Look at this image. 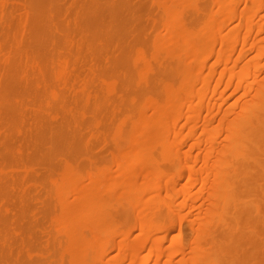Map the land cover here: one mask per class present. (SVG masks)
<instances>
[{
	"label": "rangeland",
	"instance_id": "374dc122",
	"mask_svg": "<svg viewBox=\"0 0 264 264\" xmlns=\"http://www.w3.org/2000/svg\"><path fill=\"white\" fill-rule=\"evenodd\" d=\"M242 1L238 2V10L253 8L252 16L249 15L250 30L245 31L240 21L238 26L241 35H246V44L241 53L237 52L240 42L234 45L233 51L240 57L238 63L231 60L237 57L233 51V58L227 62L228 68L235 65L230 85L224 87L230 75L227 68L222 70L224 75L222 81L217 82V89L211 92L223 67L220 64L214 65L217 67L214 70L219 71L213 73L212 79L207 76L212 85L203 92L200 118L194 126L195 140H184L182 135L186 129L183 127L177 159L174 155L167 158L161 155V158L159 150L154 151L157 165L164 173L146 179L145 191L152 179L158 190L142 193L143 203L137 211L133 204L120 197L111 194L112 197L106 198L104 208L116 217L118 226L129 231V240L145 242L134 240L138 233V211L141 216L153 212V216L165 221L163 230L167 227L168 231L160 233L164 254L157 264L167 260L170 264H190L192 259H197H190L192 256L199 257L198 264H264V89H254L264 81V0H244L249 8ZM214 8L213 0H186L182 10L184 18L187 12L190 21L197 23L200 20L195 22L194 19L202 18L200 10ZM162 17V0H0V264H69V253L64 250V238L59 235L61 231L57 230L59 225L54 219L64 200L63 191L60 193L57 188L64 162L81 163L84 171L92 168L90 172L86 170L88 174L83 173V184L90 182L89 179H103L104 183L108 174L123 179L128 166L139 164V159L134 160L132 156L125 160L116 157L119 142L114 128L119 111L129 104V99L128 103L120 104V100H126L125 94L135 91L136 103L141 102L142 108L150 112L151 107L143 104L144 98L140 95L144 92L145 79L150 80L156 73L157 61L149 56L154 53V42L161 39L164 32ZM189 17H186L188 21ZM137 45L150 54V65H154L153 71L145 74L147 78L142 77L143 82H138L133 69L142 63L133 49ZM58 52L65 58L63 61L59 60ZM55 54L59 58L54 57ZM159 55L161 60L166 58ZM208 59L209 65L213 60ZM242 66L246 69L242 70ZM123 73L131 74L126 76L129 80L124 79ZM207 74L210 76L204 70L203 75ZM108 75L114 82L117 80L114 88L106 89ZM130 76H133L132 81ZM248 82L250 89H240ZM155 88L158 89V85L154 92L159 93ZM54 91L56 95L58 91L63 95L61 104L60 97L51 94ZM123 93L124 100L120 99ZM96 101L103 103L100 108L106 104L107 110L100 109L103 115L99 106L96 108ZM207 102L213 104L208 112L203 108ZM244 102H252L254 107L248 114L238 115L233 120L238 138L232 151L225 154L223 161L228 163L218 162L220 169L227 168L224 176L232 186H228L220 201L222 208L219 201L216 202L217 213L207 217L208 223V219L199 215L210 206V178L207 176L214 159L205 154L211 146L220 145V148L227 144V120L239 113ZM203 118L207 121L204 128ZM182 122L183 119L179 125ZM87 156L94 166H90L91 162L81 166L87 162V158L83 159ZM188 174L193 176L192 183L190 179L187 181ZM195 177L197 181H193ZM188 188L191 193L184 198ZM104 193L108 194V189ZM71 195L69 192L68 199ZM153 203L157 204L154 209ZM200 222L206 223L205 227ZM152 242L146 240V245L140 249L142 255ZM190 246L194 248L192 252ZM120 257L115 246L109 250L107 246L100 251L95 264H115L120 262ZM154 259L152 253L148 262Z\"/></svg>",
	"mask_w": 264,
	"mask_h": 264
},
{
	"label": "bare ground",
	"instance_id": "6f19581e",
	"mask_svg": "<svg viewBox=\"0 0 264 264\" xmlns=\"http://www.w3.org/2000/svg\"><path fill=\"white\" fill-rule=\"evenodd\" d=\"M185 1L186 0H162V13H163L162 20L164 24V32L162 34L161 39L157 38V40L154 42V46H153L154 50L152 49L154 53L151 56H149L151 58L153 57L155 61H157V65L155 69L156 73L155 74L151 73L153 74V77L150 80L147 78V75H145L148 71L149 72L153 71L152 68L154 66L152 65V63H151L152 67L150 65L149 62L150 59L148 57L149 53L148 52L146 53L145 49H143L142 46L139 45L133 48L135 49L134 52L137 56V59H140V61L142 62L140 65H137L133 68L136 73V77L138 76V79L137 78L136 79L138 80V82L142 81V77L148 79V80L145 79V81L143 80L144 82L142 81L146 85L144 87L143 84L144 92L140 96L144 98V99L141 98L143 99L142 102L144 101L143 104L149 105L151 108H150V112L147 113V111L144 110V107L142 108L143 105L141 106V102L140 104L136 103L135 91H133L134 93L133 92L131 93L129 90L130 94L127 95L125 93L126 92L128 93V91H126L125 93L122 94V97L120 98L123 99L125 94L126 100L124 99H123L124 101L120 100V104L122 105L124 102L128 101L127 99H129V104L131 105L132 104L131 102H133L132 106L134 107L131 108V106L128 104L127 108H125L123 111L120 109L121 110L119 111L120 115L117 114L119 116L117 119V125H116L117 127L114 129H116L115 131L116 140L119 142V143L116 142L118 143L117 144L118 150L116 157L120 158V160H125L130 156H132L134 160L139 159L138 160L140 161L139 164L136 166H128V167L126 166L127 167L125 171L126 177L123 179L115 178L111 174H108V179L104 183H103V179L99 181H97V179L94 180L89 179L90 182H88L87 184H83L82 175L84 172H87L89 168L88 169L85 168L84 171L83 170L84 168L82 169V167H80L81 163L79 164L78 162H75L78 165L76 164L74 165L71 164V162L70 163L68 162V161H72L74 163L73 160H68L67 162H64L65 165L64 167L62 166V172L60 176L61 178L59 177L60 180L58 182L57 188H60L58 190L60 191V193L63 191L62 193L64 200L61 203V209L60 212L58 213V216L56 215L57 219L56 218L54 219L57 221L59 225V228L57 225L58 228L57 230L61 231L59 235L62 234L61 236H63L62 238H64L63 245L65 246L64 250L66 249V251H68L69 253V257H70V258L68 257L69 264H95L97 256L99 255L100 251L105 250L107 246H108V250L109 248L111 249L112 247L114 248L115 246L117 252H119L121 255L120 262L117 261L115 264H157L161 256L164 254V252L162 253L160 247V241L162 240V236L160 235V233L165 230L168 231V228L166 227V229L163 230L164 224L162 222L165 221L163 220L161 222L160 219L153 216L152 215L153 212H151L152 210L150 208L148 209H150L149 212H151V214L148 213L145 214L144 216H141L138 214L139 211L137 212L138 233L136 234L134 240L145 241L142 244H140L133 240L128 239L129 231H127V229L121 226H118L116 217H114L109 212V210L107 211L106 208H104V205L106 203V200L112 197L111 196L112 194L113 197H120L121 199H124L128 203L133 204L134 208H136L137 211L143 203L141 202L142 193L145 192L152 193L158 190V185L154 183L155 181L154 179H152L150 184H148L146 188V190L148 191H145L144 189L146 186L145 184L146 179H148L149 176L158 175V174L163 175L164 173L162 169H160V166L157 165L155 158L156 153H154V151L159 150V154L161 153L160 156L162 155L165 158L173 157L174 155V157L177 159V152L181 146L182 136H185L184 140L186 138L188 140H195L194 126L197 120L200 118V112L202 110L201 103L204 97L203 92H206V90L210 88L209 85H212L211 81L208 80L207 76L210 77V79H212L211 76L213 77V75L219 71V69H217V71L214 70V68L216 67V66L214 67V65L218 66L220 64L221 66H223L221 67V70L218 73L221 76L219 75L217 80L216 81L214 80L215 83H213L214 84L212 85L213 87L211 86L212 87L211 92H214L215 88L217 87V82L222 81L221 77L224 75V73L222 75V72L225 71L224 69L228 68L226 67L228 60L230 62V59L233 58L231 57L233 53L234 55H236L237 52L241 53L244 44H246L245 41L246 35H241L240 28L238 29L239 21L242 23L243 29L245 31L250 30V27L252 26L249 15L252 16V14L250 13H253L252 11L253 8L250 7L251 8L250 9L249 4L248 3L245 4L244 0H243L244 2L242 0H213V3L215 4V8L210 11H207L205 9L200 10L202 14L201 16L202 18L194 19L195 22L200 20L197 23L190 21L191 18L189 16H186L187 12L184 18L185 13L183 14L184 11L182 10V8ZM241 1L246 6L248 5L249 9H247L246 7L245 8L246 10H242V9L241 11L238 10L237 8L238 2ZM250 6L252 5L250 4ZM186 17H189V21L187 20ZM194 17H196V15ZM234 21L237 22L234 23ZM240 35L242 37L240 41H238ZM239 42H240L239 51L237 49L238 48L237 46L236 47L237 52L235 53V50L233 51V49L235 48L236 44L238 45ZM232 51L233 53H231ZM59 54L60 53L58 52V55ZM159 54H163L166 58L164 60L159 59L160 58V57L158 58V56H160ZM56 55L57 54H55L54 57L59 58L61 54L59 56L57 55L58 57ZM24 56L25 55H23V57ZM62 57L63 56L61 55L59 60L63 61L65 59ZM210 57L212 58L211 60H213V62L212 61H211L212 63L209 62L210 64L208 65L207 64L208 61L206 60H209L208 58ZM34 58H33L34 60H37L36 56ZM239 58L240 57L238 55L236 59L234 57L233 58L234 60L233 59L231 60L234 63L235 62L238 63V60L240 61ZM24 59H26V56ZM33 59H31V61ZM154 59L151 60L154 61ZM59 63L60 62H58L57 64ZM233 66L235 65L233 64L232 67H229L227 69L229 71V73L228 71L227 73L230 75L228 76L226 82H224L225 84L224 87L230 85V81L232 79V76L234 75L232 73L234 72L232 70ZM60 69L61 68L58 67L59 72ZM245 69L246 66H242V70ZM204 70H206V73H210V76L209 74L203 75ZM116 73L120 74L121 71L120 73L119 72ZM125 73H123V75H125L124 79L127 78L126 80H129V77L126 76L131 74L126 75ZM114 74L113 75L111 74L112 77L114 76ZM58 76L56 75V77ZM115 76L114 77L117 79L118 76L116 74ZM173 76H176L177 78L176 77L173 78ZM107 77H109V75ZM107 77L106 79H108ZM131 77L133 79V76H130V81H132ZM109 78H110L108 80L109 82L106 83L107 85L105 84L106 87L108 86V88L106 89L114 88L115 87L114 83L117 81L115 79L114 82L113 80L114 78L113 79H111V77ZM122 79L123 78H121V80ZM124 79L122 80L123 82ZM139 79L141 80L139 81ZM121 80L119 79L118 81ZM58 81L59 80H57V82ZM106 81L107 80H105V82ZM120 83H118V86ZM249 84H250L249 82L247 84L245 83V85L243 84L244 86L242 85L241 88L240 87L239 88L246 91V89H250ZM56 85L57 83L55 84V86ZM157 85L159 87L158 88L159 93L154 92V87H157ZM52 86H50L51 89L53 88ZM119 87L125 88L124 85L123 86L121 85ZM143 87H141L142 90ZM115 89H118V87ZM115 89L112 90L114 91ZM254 89H264V81L258 83L254 87ZM56 91H54V93L51 92L50 93L52 95L53 94L56 95L55 93ZM56 96L60 97L58 98V100L60 99L59 103L61 104L60 101L64 99L61 98V96L63 97V95L61 94L60 91H58ZM120 96L121 93L119 97ZM194 98L196 99V101H194ZM96 102L98 103V101ZM96 102L95 104H93L94 106L96 105ZM134 103H136L137 105L136 104L134 105ZM110 104L112 106V101ZM116 104H118L119 106V99H118V103ZM209 104L210 103L207 102L203 107L206 112H208L213 106V104L212 105ZM102 105L103 103L100 102L96 105V108L97 106H99L98 110L105 108L106 104L104 107L100 108V106ZM253 107H254V103L244 102L240 107L239 113L237 112L234 113L235 117L227 120V125H226L227 144H225L223 147L221 146L220 148H219L220 145L218 147L211 146L210 149L206 151L205 155L212 156V158L214 159L212 162L213 165L210 168L211 173L210 175L208 174L207 176V179L208 177L210 178V180H208L209 181L208 197L210 201L209 202L210 206L206 207L204 211H201L200 212L201 214L199 213L200 214L199 216L203 215L204 218H206V220L208 219L206 222L209 221V218L207 217H210V215L213 212L215 214L217 213L215 212L216 211L215 208H217L216 202L218 203L219 201V204L221 205L222 202L220 203V201L223 200L222 198L226 195L227 189L230 187L229 185H231L224 176V174L226 173V172L224 173V169L227 168L223 166L222 169H220L218 162L222 164L228 163L227 160L223 161L225 159V154L227 152L230 153V151H232L231 149L233 148L238 138L239 133L237 132V128L235 127L233 120L237 119L238 115L244 116L248 114L253 109ZM107 108H108V104H107ZM113 111H115V114L118 113V110H113ZM99 112L103 115L101 110ZM99 112L97 113L99 114ZM102 118L104 117L102 116ZM182 119L183 122L179 125V122ZM206 124L207 121L203 118V128L206 126ZM178 125L179 127L177 128ZM183 127L186 129V132L184 133V135L181 136V130ZM241 136L243 138L245 137L243 133ZM190 145H194V144L191 143ZM172 150L174 151V154ZM84 158H87L86 159L87 162L83 163L81 166L83 165L85 166L90 162H91L90 166L91 167L94 166L92 160L89 162L90 158H88V156L83 157V159ZM96 167L98 168L100 166H96ZM91 169H89V172ZM188 169L190 170V167H188ZM88 176L89 178H92V176H90V173ZM191 177L193 176L188 174L187 181H189V179L191 181ZM196 178L197 177H195L193 181H197ZM200 182L201 184L204 183L203 178H201ZM164 186L166 187V185ZM106 189H108V194L104 193ZM170 189L172 191H175L173 185H170ZM170 189L168 188V190ZM69 192H72L71 195L72 197L70 199H68ZM190 193L191 191L188 188L184 192L183 197L184 198L189 197ZM150 201H152V199H150ZM150 201L149 203L147 202L149 207L151 205ZM156 203H158L157 200ZM155 204L154 203L152 204V208ZM220 205L219 207L222 208V205L221 206ZM155 207H157V204L155 205ZM198 219L199 218H197V220ZM184 222L185 220L182 221V225ZM185 224H188V222ZM191 224H189L188 226L191 227L190 226ZM199 224L205 227L206 223H204L203 225V223L200 222ZM165 225L167 224L165 223ZM204 227H202V229L203 231H206ZM202 229L201 230L198 229V230L202 231ZM210 233L211 232L208 231V234ZM111 238H113V241ZM149 239L152 240L153 242L150 246L146 248V253L142 255L140 253V249H142V247L146 245V240ZM180 248H182V246H180ZM192 248L193 247H191L190 252L193 251L194 248L193 249ZM152 253L155 254V259L152 263H149L148 260L150 259ZM193 257L197 259L199 258L192 256L190 259H192ZM197 259H192L190 261V264H195V263L198 264L199 260L197 261ZM163 264H170L169 260H167Z\"/></svg>",
	"mask_w": 264,
	"mask_h": 264
}]
</instances>
